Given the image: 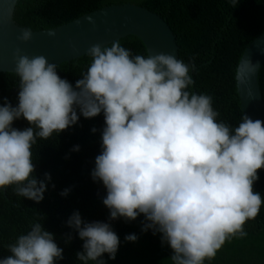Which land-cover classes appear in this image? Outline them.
<instances>
[{"label":"clouds","instance_id":"1","mask_svg":"<svg viewBox=\"0 0 264 264\" xmlns=\"http://www.w3.org/2000/svg\"><path fill=\"white\" fill-rule=\"evenodd\" d=\"M231 3L236 7L239 0ZM32 36L31 28H23L17 39L28 42ZM13 56L18 104L5 98L0 105V190L15 185L16 195L40 203L51 175H34L37 139L59 135L80 116L104 117L91 178L106 189L108 222H86L79 211L68 218L66 226L83 241L78 261L106 264L105 253L115 259L120 240L111 221L119 218L132 222L143 215L141 231L161 234L173 264H205L226 241L247 235L245 223L264 204L254 191L258 170L264 169V121L246 114L236 126L218 120L212 97L190 91L194 58L186 63L171 53L133 55L119 40L103 47L96 43L87 51V71L73 86L45 56L30 58L19 47ZM21 118L30 126L14 128ZM72 239L65 234L66 244ZM137 239L125 236V241ZM7 248L11 254L0 264L64 259L54 234L38 221Z\"/></svg>","mask_w":264,"mask_h":264},{"label":"trees","instance_id":"2","mask_svg":"<svg viewBox=\"0 0 264 264\" xmlns=\"http://www.w3.org/2000/svg\"><path fill=\"white\" fill-rule=\"evenodd\" d=\"M124 4L145 8L166 22L176 38L179 59L187 63L194 58L195 69L190 72L194 84L190 91L210 95L213 108L219 113L217 119L238 125L241 112L236 68L247 46L264 34V0H239L236 7L231 0H18L13 20L20 28L45 31L91 12ZM119 41L133 55H147L137 38L129 36ZM90 60L86 55L61 64L57 67L58 75L75 86ZM18 79L14 73H0V105L5 98L13 106L18 104ZM258 84L264 102V64L258 73ZM29 126L23 118L13 123L20 130ZM103 127L102 113L91 119L80 116L76 125L59 135L53 133L47 140L37 139L32 147L34 175L43 179V174L48 172L51 182L40 203L16 195L15 185L0 190V258L10 255L7 246L38 221L54 234L56 243L63 249L64 259L56 264H82L76 253L83 250V241L66 226V221L74 211H79L86 222H108L109 210L102 202L106 189L102 182L91 178L95 157L101 151ZM92 128L97 131L93 133ZM77 145L79 151H71ZM258 175L254 191L264 198V169L258 170ZM66 188L71 191L63 197L60 193ZM142 221L143 215L132 222L123 218L111 221L120 245L114 260L103 254L106 264H173L170 246L162 244L160 233L142 232ZM244 230L246 236L226 241L205 264H264V204L257 217L245 223ZM67 233L73 239L66 244ZM128 234H136L137 241H125Z\"/></svg>","mask_w":264,"mask_h":264},{"label":"water","instance_id":"3","mask_svg":"<svg viewBox=\"0 0 264 264\" xmlns=\"http://www.w3.org/2000/svg\"><path fill=\"white\" fill-rule=\"evenodd\" d=\"M17 1L0 0V73H14L13 53L17 47L30 58L43 55L59 66L86 56L93 44L103 47L129 36L142 43L146 54L171 53L179 59L176 38L166 22L159 15L130 4L106 7L60 27L33 32L30 41L21 42L17 37L23 28L13 20ZM49 31L55 35H49ZM263 64L264 34L244 50L235 74L241 116L246 114L261 121H264V102L258 73Z\"/></svg>","mask_w":264,"mask_h":264}]
</instances>
